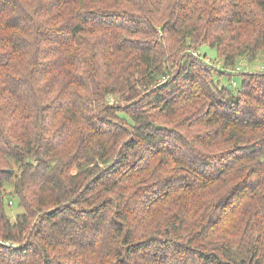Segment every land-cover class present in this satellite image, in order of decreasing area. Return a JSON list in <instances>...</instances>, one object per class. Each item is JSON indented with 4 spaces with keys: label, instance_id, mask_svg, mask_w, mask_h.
Returning <instances> with one entry per match:
<instances>
[{
    "label": "trees",
    "instance_id": "trees-1",
    "mask_svg": "<svg viewBox=\"0 0 264 264\" xmlns=\"http://www.w3.org/2000/svg\"><path fill=\"white\" fill-rule=\"evenodd\" d=\"M259 56L264 0H0V264H264Z\"/></svg>",
    "mask_w": 264,
    "mask_h": 264
},
{
    "label": "rangeland",
    "instance_id": "rangeland-1",
    "mask_svg": "<svg viewBox=\"0 0 264 264\" xmlns=\"http://www.w3.org/2000/svg\"><path fill=\"white\" fill-rule=\"evenodd\" d=\"M202 55L206 54L207 59H211V63H214V66L217 69H221V64L219 62V58L217 56V52L215 49L209 47L208 45H204L198 51ZM264 69V56H259L253 62H244L238 61L236 69H232L228 71L229 73L233 74V79L230 80L229 75L226 74H215L214 78L218 82L220 86H229L231 90H236L241 85V77L237 74L244 71H257ZM13 205L7 204L6 206V213L10 217L12 221L16 220L17 216L20 213H23V209L18 206V202L13 200Z\"/></svg>",
    "mask_w": 264,
    "mask_h": 264
},
{
    "label": "built area",
    "instance_id": "built-area-1",
    "mask_svg": "<svg viewBox=\"0 0 264 264\" xmlns=\"http://www.w3.org/2000/svg\"><path fill=\"white\" fill-rule=\"evenodd\" d=\"M206 61H207L208 63H210V64H213V65H214V63H211V59H209V58H208ZM219 62H220V61H219ZM220 64H221V62H220Z\"/></svg>",
    "mask_w": 264,
    "mask_h": 264
},
{
    "label": "water",
    "instance_id": "water-1",
    "mask_svg": "<svg viewBox=\"0 0 264 264\" xmlns=\"http://www.w3.org/2000/svg\"><path fill=\"white\" fill-rule=\"evenodd\" d=\"M15 171L14 170H10V173H14Z\"/></svg>",
    "mask_w": 264,
    "mask_h": 264
}]
</instances>
